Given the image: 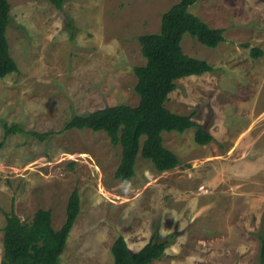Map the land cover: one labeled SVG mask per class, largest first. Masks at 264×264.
I'll list each match as a JSON object with an SVG mask.
<instances>
[{"label": "rangeland", "instance_id": "obj_1", "mask_svg": "<svg viewBox=\"0 0 264 264\" xmlns=\"http://www.w3.org/2000/svg\"><path fill=\"white\" fill-rule=\"evenodd\" d=\"M9 2L7 37L18 70L0 79V264L3 212L28 222L38 209L50 210L57 230L74 190L80 210L59 264H113L119 235L137 251L154 231L173 238L152 264H259L264 0H197L189 8L224 29V41L210 48L183 35V52L212 70L177 80L165 106L195 112L193 121L213 140L196 144L193 128L163 132L178 166L158 172L137 157L127 183L115 178L121 148L104 132L60 130L73 115L138 104L134 67L145 64L138 37L159 32L177 0H67L62 10L49 0ZM252 48L263 54L253 58ZM3 124L25 132L4 139ZM30 131L51 135L39 140Z\"/></svg>", "mask_w": 264, "mask_h": 264}, {"label": "trees", "instance_id": "obj_2", "mask_svg": "<svg viewBox=\"0 0 264 264\" xmlns=\"http://www.w3.org/2000/svg\"><path fill=\"white\" fill-rule=\"evenodd\" d=\"M197 0H177L162 14L157 33L138 37L145 64L134 67L137 78L135 91L139 96L136 106L118 104L94 110L84 115L68 118L60 132L73 129H90L104 132L112 146H120L121 159L115 178L129 182L135 173L137 157L150 161L155 170L165 172L179 164L175 153L163 144V132L183 133L195 129L194 141L200 146L209 144L213 136L202 125L193 121L195 112L180 115L170 111L165 103L176 88V81L188 76L210 72L212 67L203 59L188 56L181 42L185 34L196 38L201 44L216 48L224 41V29L214 28L190 12ZM62 10L67 0H49ZM9 0H0V79L18 70L12 57L7 37L11 24ZM70 27V23L67 24ZM251 56L259 58L261 49L252 48ZM4 139L10 134L25 132L19 125L3 124ZM39 140L51 133L26 132ZM3 139V140H4ZM80 210V198L74 190L66 205V217L59 229L52 227L51 211L38 209L26 222L11 210L3 212V260L2 264H59L69 232ZM173 235L165 239L153 237L138 251H131L125 238L119 235L111 247L113 264H152L165 253ZM259 264H264V236L259 237Z\"/></svg>", "mask_w": 264, "mask_h": 264}, {"label": "crops", "instance_id": "obj_3", "mask_svg": "<svg viewBox=\"0 0 264 264\" xmlns=\"http://www.w3.org/2000/svg\"><path fill=\"white\" fill-rule=\"evenodd\" d=\"M140 249V248H139ZM138 251V250H137Z\"/></svg>", "mask_w": 264, "mask_h": 264}]
</instances>
